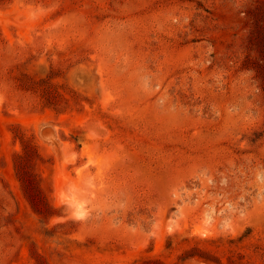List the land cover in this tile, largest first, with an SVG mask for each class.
<instances>
[{"label": "rangeland", "instance_id": "374dc122", "mask_svg": "<svg viewBox=\"0 0 264 264\" xmlns=\"http://www.w3.org/2000/svg\"><path fill=\"white\" fill-rule=\"evenodd\" d=\"M0 264H264V0H0Z\"/></svg>", "mask_w": 264, "mask_h": 264}]
</instances>
